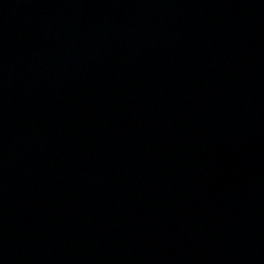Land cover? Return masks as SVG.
Instances as JSON below:
<instances>
[{
	"label": "water",
	"instance_id": "water-1",
	"mask_svg": "<svg viewBox=\"0 0 264 264\" xmlns=\"http://www.w3.org/2000/svg\"><path fill=\"white\" fill-rule=\"evenodd\" d=\"M0 264H264V0H0Z\"/></svg>",
	"mask_w": 264,
	"mask_h": 264
}]
</instances>
